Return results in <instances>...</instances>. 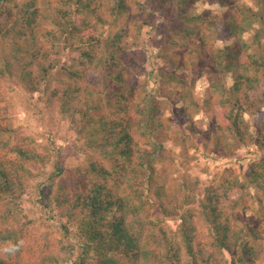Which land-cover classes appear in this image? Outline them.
<instances>
[{
    "label": "trees",
    "instance_id": "1",
    "mask_svg": "<svg viewBox=\"0 0 264 264\" xmlns=\"http://www.w3.org/2000/svg\"><path fill=\"white\" fill-rule=\"evenodd\" d=\"M200 1L156 0L155 4L173 47L181 44L186 49L189 40L195 38L204 45L209 39L223 43L233 40L222 48L208 49L213 65L211 89L220 97L219 105L228 108L222 131L243 143L244 133L249 131L244 115L249 113L256 121V113L264 106V0H255L253 6L237 5L239 17L227 13L218 19L206 14L195 16L191 4ZM213 1L225 7L232 0ZM129 10L128 0H0L1 76L11 83L16 70V86L28 87L37 108L43 106L41 100L50 93L45 104L50 107L58 101L60 116L70 117L77 126L76 143L71 142L69 148L65 146L67 141H59L54 132L49 133L46 149L54 161L53 170L41 169L44 179L36 186V193L39 203L44 204L48 202L47 190L53 185L65 192L64 184L73 183L75 204L81 210H70L68 225L61 226L69 240L62 249L53 252L50 237L43 236L38 251L42 260L37 264H253L259 253L251 243L261 241L260 234L246 228L235 231L239 221L223 220L226 205L215 195H208L205 205L185 196L176 204L178 211L170 214L160 193L153 194V154L141 150L125 123L106 117L107 112L120 117L129 114L130 98L135 95L123 63L126 35L118 24ZM43 26L44 47L38 46L35 35ZM143 27L138 28L139 37ZM251 31L254 34L249 42L245 36ZM195 51L200 58V52ZM88 77L95 78L97 85L91 89V99L76 112L71 101L81 89L74 85ZM162 80L175 88L185 86L174 75ZM59 85L64 87L61 94L56 89ZM257 93L261 98L253 101L252 95ZM188 98L194 107L191 94ZM209 101L205 100L207 104ZM142 103V107H133L138 117L137 132L152 146L161 126L155 116L157 101L145 92ZM254 125L262 131L263 122ZM14 134L12 128L0 125V153L7 151L17 160L15 164L0 156V249L17 248L0 255V264H32L21 258L22 243L28 234V223L24 221L28 188L23 172L28 169L26 165L40 170L39 164L43 166L46 157L19 142L13 145ZM70 149L98 155L104 163L88 161L84 174L79 165L75 170L78 179H70L66 162L76 154ZM224 188L227 195H239L230 204L232 211L250 206L249 200L254 199L257 217L264 219V157L244 181L230 179ZM252 191H256L255 197ZM154 199L161 202L162 209L156 220L151 213V206L157 205ZM66 200L69 202L68 197ZM195 216L206 223L205 242L199 238ZM170 220L176 224L173 232L163 226ZM60 254H64L62 259Z\"/></svg>",
    "mask_w": 264,
    "mask_h": 264
},
{
    "label": "rangeland",
    "instance_id": "2",
    "mask_svg": "<svg viewBox=\"0 0 264 264\" xmlns=\"http://www.w3.org/2000/svg\"><path fill=\"white\" fill-rule=\"evenodd\" d=\"M128 1L129 13L118 24L120 30L126 35L123 59L124 65L128 68L126 79L133 83L136 90L134 97L130 98L129 114L126 116L122 114L123 118H121L117 114L107 112L106 117L114 122L125 123L135 142L140 144L141 150L153 154L155 169L153 194L160 193V199L166 201L167 208L171 210L170 214L178 211V208H175L176 204L183 201L185 196L194 199L200 205H205L208 195H215L222 205H226L222 211L223 220L230 218L232 221L234 219L239 221L240 225L234 226L235 231L246 228L248 232L252 229L260 234L262 240L251 243L259 253V258L253 264H264V219L257 217L254 199L249 200L250 206H240L232 211L230 204L236 202L239 195L235 193L227 195L226 187L224 188L230 179L244 181L254 164L264 157V106L256 113V121L255 118L252 119L251 114L244 115L249 131L244 133L243 143H237L221 129L225 127L228 108L219 105L220 97L215 96L211 89L213 65L208 49L210 47L222 48L232 44L233 40L223 43L209 39L207 45H204L199 42L198 38H195L189 40L186 49L181 48V44L173 47L172 38L167 34L163 18L156 9V0ZM254 3L255 0H232L227 6L221 7L213 0H202L191 4V11L195 16L206 14L217 19L227 13H233L239 17L237 5L253 6ZM140 25L144 26L141 37L138 36ZM44 31L45 26L35 31L38 46H45ZM253 34L254 32H249L245 40L251 42ZM11 46L12 44L9 51L12 49ZM195 50L200 52V58ZM197 67L200 69L195 71ZM31 69L36 71V66H32ZM168 75H174L183 80L185 86L175 88L172 84H167L162 79L167 80ZM16 83V70H13L11 83L0 74V125L10 127L15 131L16 139L13 145L19 142L24 148L38 150L46 157V163L43 166L39 164L40 170L26 165L28 169L23 172L28 188L24 220L28 223L26 228L28 234L22 243L21 258L25 259V262L31 261L32 264H37L42 260L38 257V251L43 236L50 237L53 252L62 249L69 244V240L65 239L61 226L68 225L70 210L74 213H79L81 210V207L75 204L76 195L74 190H71L73 183L64 184L65 192L59 190L57 184L53 185L52 189L47 190L48 202L44 204L39 203L36 193V186L44 179L41 171L53 170L54 161L46 149L49 144V133L54 132V136H57L59 141H67L65 146L69 148L72 147L71 142L76 143L77 126L72 124L70 117L64 119L60 116L58 101L50 107L45 104L50 93L43 101L41 100L43 106L39 105L37 108L28 87L22 85L23 88L19 89ZM95 85H97V80L93 77H88L85 81L74 85L79 87L81 92L74 93V100L71 101L73 110L77 112L84 106L87 99H91V89L95 90ZM57 87L54 89L56 88L61 94L64 87L61 85ZM145 92H150L152 99L157 101L158 108L155 116L161 122L152 146L149 145L147 139L138 134V117L133 109L137 105L143 106L142 97ZM189 94L195 101V104L193 102L194 107L190 106ZM260 96L261 93L252 95L253 101L260 99ZM37 97L36 95L35 98ZM184 97L188 99L183 101ZM208 98H210V104L205 102ZM254 122H263L262 131L254 125ZM70 153H76L67 157V170L70 171L67 174L70 179H78L75 170L79 165L84 174L88 169L86 168L88 161L104 163L95 154L90 155L81 150L75 152L71 149ZM0 156L7 161L14 160L12 163H17L16 158L9 156L7 151L1 152ZM15 164L13 166L16 167ZM251 195L255 197L256 191H252ZM67 197L69 202L66 200ZM154 201L157 205L151 206V213L152 219L156 220L162 213V209L159 207L161 202L155 199ZM199 204L197 205L201 208ZM195 220L199 228V238L205 242L206 223L200 216H195ZM175 225L170 220L169 224L164 222L163 226L173 232ZM5 249H0V255L5 253ZM63 256L64 254H60V259Z\"/></svg>",
    "mask_w": 264,
    "mask_h": 264
},
{
    "label": "clouds",
    "instance_id": "3",
    "mask_svg": "<svg viewBox=\"0 0 264 264\" xmlns=\"http://www.w3.org/2000/svg\"><path fill=\"white\" fill-rule=\"evenodd\" d=\"M17 250L16 246H12L11 248H6V252H15Z\"/></svg>",
    "mask_w": 264,
    "mask_h": 264
}]
</instances>
